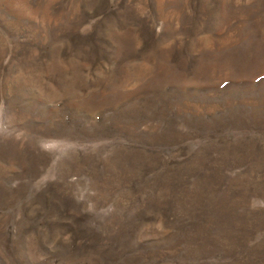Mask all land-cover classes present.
<instances>
[{
    "label": "rangeland",
    "instance_id": "374dc122",
    "mask_svg": "<svg viewBox=\"0 0 264 264\" xmlns=\"http://www.w3.org/2000/svg\"><path fill=\"white\" fill-rule=\"evenodd\" d=\"M0 264H264V0H0Z\"/></svg>",
    "mask_w": 264,
    "mask_h": 264
}]
</instances>
